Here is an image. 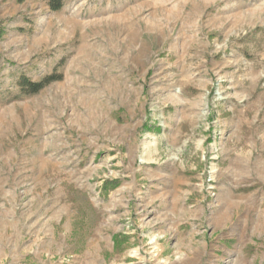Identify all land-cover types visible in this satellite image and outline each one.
<instances>
[{"label": "rangeland", "instance_id": "374dc122", "mask_svg": "<svg viewBox=\"0 0 264 264\" xmlns=\"http://www.w3.org/2000/svg\"><path fill=\"white\" fill-rule=\"evenodd\" d=\"M0 264H264V0H0Z\"/></svg>", "mask_w": 264, "mask_h": 264}, {"label": "trees", "instance_id": "16d2710c", "mask_svg": "<svg viewBox=\"0 0 264 264\" xmlns=\"http://www.w3.org/2000/svg\"><path fill=\"white\" fill-rule=\"evenodd\" d=\"M45 1L51 11H58L62 7V0H45ZM55 79H57V77H47L39 82H32L29 79H26L25 77H21L18 81V85L25 94H36L44 86H46L48 83L52 82Z\"/></svg>", "mask_w": 264, "mask_h": 264}]
</instances>
